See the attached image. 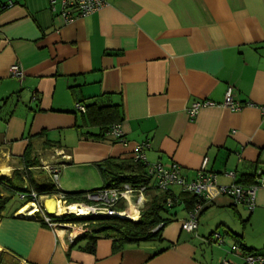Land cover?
Masks as SVG:
<instances>
[{
	"label": "crops",
	"instance_id": "obj_1",
	"mask_svg": "<svg viewBox=\"0 0 264 264\" xmlns=\"http://www.w3.org/2000/svg\"><path fill=\"white\" fill-rule=\"evenodd\" d=\"M5 3L0 0V178L20 175L30 193H36L32 182L51 179L64 192L101 188L107 181L97 164L131 158L143 142L147 164L176 163L188 181L205 157L217 185L249 186L264 176V0H105L71 22L48 0ZM12 64L21 77L10 74ZM228 87L239 109L221 106ZM202 100L215 104L191 118L189 107ZM76 103L116 105L123 142L96 136L110 124L91 122ZM55 167L57 179L49 171ZM150 185L138 207L166 193L176 197L160 213L166 222L153 238L122 247L83 225L50 228L39 220L41 211H21L51 196L60 201V194L36 193L18 210L24 199L15 194L16 204L0 211V264H245L230 249L237 241L264 253V187L252 210L210 187L196 229L187 231L181 225L192 195L177 185L160 191L153 177ZM117 206L137 213L133 196Z\"/></svg>",
	"mask_w": 264,
	"mask_h": 264
},
{
	"label": "built area",
	"instance_id": "obj_2",
	"mask_svg": "<svg viewBox=\"0 0 264 264\" xmlns=\"http://www.w3.org/2000/svg\"><path fill=\"white\" fill-rule=\"evenodd\" d=\"M15 0H6L5 6L13 5ZM50 9L60 15L65 21L71 22L77 18L86 17L95 11L99 10L104 4L105 0H48ZM9 72L14 77H21L23 75L22 70L17 64H12L9 68ZM215 103L209 100L195 101L191 104L188 109V115L191 118H194L198 111L207 106H213ZM221 106H226L231 109H239L240 104H238L232 95V87H228L224 100L221 103ZM75 109L85 112V107L81 103L75 104ZM262 115H264V106L260 107ZM107 135L115 138L117 141L123 142V130L120 123L113 124L109 130L106 132ZM148 146V143H139L133 154L135 161H141L146 164L148 174L155 179V186L163 192L168 191L169 187L172 185H177L181 188V191L184 193H189L196 197L191 210L189 211V217L185 220L181 227L187 231H193L197 227V217L200 212L203 210L207 202L210 201V195L208 189L212 186H215L219 193L231 196L235 202L246 204L249 210H252L255 206V194L258 187H264V176L260 177L257 180L256 184L249 186H244L241 184H232V185H217L216 184V175L210 171L205 170V164L207 158L203 159L200 170L198 171L197 177L194 180H186L185 177L181 174L180 166L176 163L171 164V166H165L160 161L147 164L146 157L144 154L145 147ZM52 177L57 179V170L55 168L49 169ZM232 175V173H229ZM146 190L145 186L135 187L128 183H123L120 187H102L95 191L88 192L86 194V199L89 203L81 201L76 204L86 209L87 215L92 214H103V215H112L119 216L123 218L138 219L141 215V209L138 205L143 207V195ZM30 195L32 199H36L37 195L34 192L24 193L20 192L18 194L20 199H25L26 196ZM133 196L136 199L137 204V213L135 216L129 215L130 213L124 209L118 210L114 207L128 200V197ZM62 197V195H61ZM175 198L171 195L166 196L165 204L167 206L173 204ZM35 214L39 211V208L36 206L31 210ZM42 217L47 223L48 227L56 228L59 222L52 220L44 207L41 209ZM77 217H81L75 213H72ZM123 214V215H120ZM55 217H61L62 215H56ZM154 230H157L155 228ZM86 230H81L84 233ZM74 236L69 238L70 242L74 240ZM213 240L216 243L221 244L222 239L219 234L213 236ZM231 251L237 252L244 260L245 264H264V253L263 252H252L245 253L239 246L233 244L231 246ZM29 264V263H23ZM222 264H228L223 262Z\"/></svg>",
	"mask_w": 264,
	"mask_h": 264
},
{
	"label": "trees",
	"instance_id": "obj_3",
	"mask_svg": "<svg viewBox=\"0 0 264 264\" xmlns=\"http://www.w3.org/2000/svg\"><path fill=\"white\" fill-rule=\"evenodd\" d=\"M85 108V114L89 117L91 122L97 123L106 121L110 125L120 122V116L118 114V108L116 105L95 107L94 104H90ZM109 126H103L102 132L96 136L103 137L111 127ZM33 162L35 163V160L31 161V163ZM97 165L101 168L103 177L107 181L106 185L103 187H120L123 183H128L135 187L145 186L146 189L153 187L150 185L151 176L146 171L144 163L141 161H135L133 157L118 160L106 159ZM31 184H33V190L37 193V195L46 194L51 196L53 194H60L62 195L60 199L65 201L66 204L75 202L77 203L81 201L89 203V201L86 199V194L99 189L96 188L84 192H64L57 189L56 185L50 181L45 185H38L33 182ZM251 184H256V182L252 181ZM2 191L6 192L8 196H0V211L5 208L8 199L11 196L19 194L20 192L30 193L29 186L24 187V180L20 175L13 177L11 180L0 178V192ZM169 195L170 194L168 193L162 196L159 195L148 202L142 209L141 215L137 220L103 214H92L88 216L77 217L74 214L67 213L63 214L61 217H55L53 214H50L49 217L55 222L59 223L82 222L84 224H88L91 228H88L86 232L110 236L115 242L118 243V247H122L126 243L139 242L141 240L151 239L158 235L159 229H154L158 227V225L164 224L166 222V219H164L160 213L165 207V198ZM174 198L176 199V197ZM30 201H33L32 197L30 195L26 196L25 199L17 205L15 210L20 209L24 204ZM195 201L196 197L192 195L190 205L193 206ZM42 207V205H39V211H37L36 214L40 213ZM39 220L43 225L48 226L42 215L39 217ZM93 238L94 237L91 236L90 239L93 240ZM235 244L245 251V253L253 252L244 249L238 241Z\"/></svg>",
	"mask_w": 264,
	"mask_h": 264
},
{
	"label": "bare ground",
	"instance_id": "obj_4",
	"mask_svg": "<svg viewBox=\"0 0 264 264\" xmlns=\"http://www.w3.org/2000/svg\"><path fill=\"white\" fill-rule=\"evenodd\" d=\"M47 208L52 212H54L56 215H63L64 213H75L79 216H86L87 212L86 209L81 207L80 205L76 203L67 204L66 206H61L59 201L57 203L53 200H49L46 202ZM33 209L32 206H26L21 211L27 212L28 215L32 214L31 211ZM131 214H134V212H131ZM123 215V214H120Z\"/></svg>",
	"mask_w": 264,
	"mask_h": 264
},
{
	"label": "rangeland",
	"instance_id": "obj_5",
	"mask_svg": "<svg viewBox=\"0 0 264 264\" xmlns=\"http://www.w3.org/2000/svg\"><path fill=\"white\" fill-rule=\"evenodd\" d=\"M41 172H39L40 174L42 173V172H44L43 170H40ZM60 179H61V177H60ZM52 180V182L54 183V180L53 179H51ZM64 190H69V189H64ZM2 197H4V195L2 196ZM56 199V197L55 196H51L48 200H46V201H49V200H53V201H55V202H57L58 201V197H57V200H55ZM18 201V198H17V195H13V196H11L9 199H8V202H7V208H9L10 206H12V205H14V204H16V202ZM39 203L41 204V205H44L45 207H46V203L45 202H42L41 200L39 201ZM59 203H60V205L61 206H66L67 204H66V202H64L63 200H60L59 201ZM115 209H118V206H115L114 207ZM48 209V208H47ZM49 211V210H48ZM72 214V213H71ZM61 215V214H60ZM77 224H79V225H83V227H85L87 230H88V228L90 229L91 227L88 225V224H84V223H77ZM218 244V243H217Z\"/></svg>",
	"mask_w": 264,
	"mask_h": 264
},
{
	"label": "water",
	"instance_id": "obj_6",
	"mask_svg": "<svg viewBox=\"0 0 264 264\" xmlns=\"http://www.w3.org/2000/svg\"><path fill=\"white\" fill-rule=\"evenodd\" d=\"M49 213H50V214H53L54 212L49 211ZM67 213H68V212H67ZM67 213H64V214H67Z\"/></svg>",
	"mask_w": 264,
	"mask_h": 264
}]
</instances>
